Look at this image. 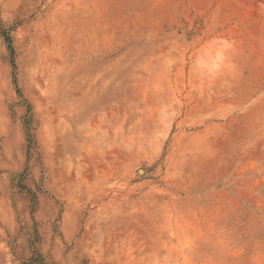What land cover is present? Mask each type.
Listing matches in <instances>:
<instances>
[{"label":"rangeland","instance_id":"rangeland-1","mask_svg":"<svg viewBox=\"0 0 264 264\" xmlns=\"http://www.w3.org/2000/svg\"><path fill=\"white\" fill-rule=\"evenodd\" d=\"M0 264H264V0H0Z\"/></svg>","mask_w":264,"mask_h":264},{"label":"bare ground","instance_id":"bare-ground-1","mask_svg":"<svg viewBox=\"0 0 264 264\" xmlns=\"http://www.w3.org/2000/svg\"><path fill=\"white\" fill-rule=\"evenodd\" d=\"M243 1H244V0H243ZM245 1H246V0H245ZM250 3H251V1H250ZM250 5L252 6V5H253V2H252V4H250ZM250 5H249V6H250ZM253 10H255V9L253 8ZM252 13H254V11L251 12V14H252ZM256 13H257V12H256ZM261 13H262V12H261ZM252 15H253V14H252Z\"/></svg>","mask_w":264,"mask_h":264}]
</instances>
